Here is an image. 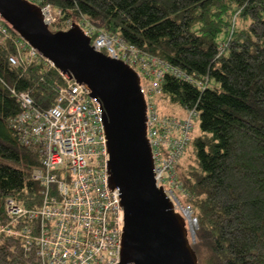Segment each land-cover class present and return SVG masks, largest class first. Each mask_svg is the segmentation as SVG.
Here are the masks:
<instances>
[{"label": "trees", "instance_id": "1", "mask_svg": "<svg viewBox=\"0 0 264 264\" xmlns=\"http://www.w3.org/2000/svg\"><path fill=\"white\" fill-rule=\"evenodd\" d=\"M28 1L55 7L71 24L88 22L191 79L166 73L159 94L165 115L197 111L198 134L177 167L196 219L191 249L197 264H264V0ZM14 38L0 34V229L6 200L28 211L41 201L32 178L37 152L9 127L20 111L12 92L46 111L66 83L38 57L10 66ZM0 264L39 261L34 248L0 231Z\"/></svg>", "mask_w": 264, "mask_h": 264}, {"label": "built area", "instance_id": "2", "mask_svg": "<svg viewBox=\"0 0 264 264\" xmlns=\"http://www.w3.org/2000/svg\"><path fill=\"white\" fill-rule=\"evenodd\" d=\"M40 9L43 23L51 31L57 23L64 31L70 28V20L60 10L49 5ZM77 25L89 37L94 51L136 71L145 100V133L154 185L162 188L177 212L191 216L190 207L183 203L190 196L181 185L177 167L190 143L197 111L191 108L183 117L163 115L154 100L166 73L187 82L191 79L118 37L97 31L88 22ZM10 32L15 36L16 51L8 57L10 66L38 57L54 68L0 16V34ZM62 77L66 83L56 89L54 105L46 111L36 109L27 94L12 92L20 111L9 127L25 148L37 152L39 167L32 178L41 187V201L38 208L28 211L6 200L8 220L0 231L20 241L26 250L34 248L39 264H119L123 210L118 189L108 186L102 107L83 85Z\"/></svg>", "mask_w": 264, "mask_h": 264}, {"label": "water", "instance_id": "3", "mask_svg": "<svg viewBox=\"0 0 264 264\" xmlns=\"http://www.w3.org/2000/svg\"><path fill=\"white\" fill-rule=\"evenodd\" d=\"M0 16L56 71L83 85L101 104L108 186L118 189L123 210L119 264H197L191 249L196 219L177 212L154 185L136 71L94 51L78 25L52 32L40 7L28 0H0Z\"/></svg>", "mask_w": 264, "mask_h": 264}, {"label": "rangeland", "instance_id": "4", "mask_svg": "<svg viewBox=\"0 0 264 264\" xmlns=\"http://www.w3.org/2000/svg\"><path fill=\"white\" fill-rule=\"evenodd\" d=\"M155 100V103H156V108L157 110L159 111V113H162V108L163 110L165 109L162 105V103L160 102V99H159V95L156 96V98H154ZM173 110H171V113H174L175 115H178L179 117H183L185 115V113H183L182 110L180 109H177V108H172ZM162 114H166V112L162 113ZM197 123H198V119L196 118V120L194 121V127H193V132H192V135H197L198 134V130H197Z\"/></svg>", "mask_w": 264, "mask_h": 264}]
</instances>
